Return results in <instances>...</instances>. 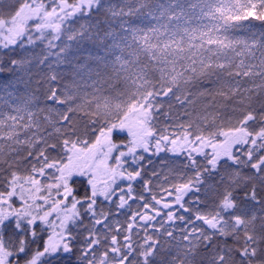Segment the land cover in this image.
Listing matches in <instances>:
<instances>
[{
  "label": "snow or ice",
  "instance_id": "snow-or-ice-1",
  "mask_svg": "<svg viewBox=\"0 0 264 264\" xmlns=\"http://www.w3.org/2000/svg\"><path fill=\"white\" fill-rule=\"evenodd\" d=\"M251 21L264 0H0V264H264Z\"/></svg>",
  "mask_w": 264,
  "mask_h": 264
},
{
  "label": "trees",
  "instance_id": "trees-1",
  "mask_svg": "<svg viewBox=\"0 0 264 264\" xmlns=\"http://www.w3.org/2000/svg\"><path fill=\"white\" fill-rule=\"evenodd\" d=\"M241 23L247 24V23H249V21H242ZM251 23L256 26L255 29H254V31L257 33V35L261 31H264V25H261V22L260 21H251ZM231 35L234 38H241V39H245V40H248V39L251 38V33H249L248 31H246L244 28H240V29H237V30H233L231 32ZM88 48L92 51L93 55L102 54L101 52H98V50L94 46H92V45H88ZM81 62L83 63L84 61L81 60ZM88 64L92 68L95 67V64L92 61H88ZM161 122H163V117H161ZM117 139H119V137H117ZM165 158H167V155L166 154H161L160 157L153 158L154 162H153V164H152L151 167H158V166H160V160L161 159H165ZM180 211H181V214H183L182 213V210H180Z\"/></svg>",
  "mask_w": 264,
  "mask_h": 264
},
{
  "label": "rangeland",
  "instance_id": "rangeland-1",
  "mask_svg": "<svg viewBox=\"0 0 264 264\" xmlns=\"http://www.w3.org/2000/svg\"><path fill=\"white\" fill-rule=\"evenodd\" d=\"M206 22V21H205ZM195 23H199L198 21H193V25H195ZM160 120H161V118H160Z\"/></svg>",
  "mask_w": 264,
  "mask_h": 264
}]
</instances>
